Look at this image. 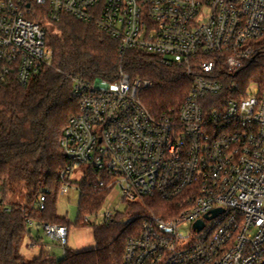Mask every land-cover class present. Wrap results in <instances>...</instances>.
I'll return each instance as SVG.
<instances>
[{"label":"built area","instance_id":"2783aa9c","mask_svg":"<svg viewBox=\"0 0 264 264\" xmlns=\"http://www.w3.org/2000/svg\"><path fill=\"white\" fill-rule=\"evenodd\" d=\"M64 15L109 34L119 60L114 80L57 69L78 100L60 141V192L86 165L126 203L168 202L165 217L141 214L124 264H264V66L260 79L237 78L259 61L264 0H0V84L52 67L46 25ZM130 48L183 70L190 84L177 107L153 115L145 106L140 92L152 83L123 69ZM42 227L64 250L67 227Z\"/></svg>","mask_w":264,"mask_h":264},{"label":"trees","instance_id":"16d2710c","mask_svg":"<svg viewBox=\"0 0 264 264\" xmlns=\"http://www.w3.org/2000/svg\"><path fill=\"white\" fill-rule=\"evenodd\" d=\"M45 43L53 51L52 67L42 69L24 85L12 76L0 84V264H124L125 243L138 227L139 217L147 211L165 217L166 200L142 198L127 203L123 214H136L128 223L121 222L117 212L104 222L90 224L93 247L74 250L65 246L62 255L56 256L38 237L31 242L39 245L36 256L28 259L21 252L31 234L30 224L70 225L57 213L56 202L60 173L67 164L60 141L78 110V100L71 82L57 69L89 80H114L118 73L117 41L92 22L64 15L46 25ZM259 45L258 63L250 62L244 71L247 84L261 78L264 36ZM122 66L131 77L151 81L140 98L153 115L177 107L188 92L190 82L183 70L162 65L152 53L130 48ZM76 186L79 197L74 225L85 226L89 224L85 217L97 214L109 189L99 185V175L90 166ZM41 194L45 197L42 208Z\"/></svg>","mask_w":264,"mask_h":264},{"label":"rangeland","instance_id":"374dc122","mask_svg":"<svg viewBox=\"0 0 264 264\" xmlns=\"http://www.w3.org/2000/svg\"><path fill=\"white\" fill-rule=\"evenodd\" d=\"M253 72H256V70L253 69ZM237 78L244 81V71L240 72L237 75ZM86 167V165L76 167L71 173L67 174L66 179L71 183H69L68 189L65 193H59L56 202L57 213L61 216H65V218L70 222V225L67 227V242L65 245L74 250L94 246L95 241L92 226L90 224H96L102 221L103 214L106 210L115 209L114 211L116 213L120 212L121 214L119 216V220L125 223L131 222L136 217V214H123L127 203L120 199V190L118 188H113L107 194L105 201L97 214L88 215L87 223L89 224L85 226L74 225L77 217L79 197V190L76 186V182L80 181L85 175ZM29 228L31 230L30 237H26L21 246V252L26 258L32 259L39 253V245H31L32 239H37L38 237L42 238V242L48 246L51 253H54L56 256L62 255L63 248L59 245L58 241H54L46 236L42 226L30 224Z\"/></svg>","mask_w":264,"mask_h":264},{"label":"water","instance_id":"95a60500","mask_svg":"<svg viewBox=\"0 0 264 264\" xmlns=\"http://www.w3.org/2000/svg\"><path fill=\"white\" fill-rule=\"evenodd\" d=\"M219 211H220L219 209H215V210H213L212 213H213V215H216V213H218ZM202 225H203V223L201 221H197L194 223V227L196 229H200L202 227Z\"/></svg>","mask_w":264,"mask_h":264}]
</instances>
